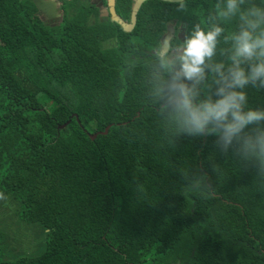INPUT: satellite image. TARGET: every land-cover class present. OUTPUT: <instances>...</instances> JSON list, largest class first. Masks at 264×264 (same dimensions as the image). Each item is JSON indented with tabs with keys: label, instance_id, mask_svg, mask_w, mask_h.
Listing matches in <instances>:
<instances>
[{
	"label": "trees",
	"instance_id": "1",
	"mask_svg": "<svg viewBox=\"0 0 264 264\" xmlns=\"http://www.w3.org/2000/svg\"><path fill=\"white\" fill-rule=\"evenodd\" d=\"M62 2L51 25L32 0H0V193L44 234L34 256L0 231V264H264V170L180 133L155 94L171 80L159 52L172 20L185 27L173 50L223 28L210 63L230 64L227 0H148L131 31ZM133 5L115 0L125 21ZM215 87L208 68L200 98Z\"/></svg>",
	"mask_w": 264,
	"mask_h": 264
},
{
	"label": "clouds",
	"instance_id": "2",
	"mask_svg": "<svg viewBox=\"0 0 264 264\" xmlns=\"http://www.w3.org/2000/svg\"><path fill=\"white\" fill-rule=\"evenodd\" d=\"M241 5L247 6L242 10ZM220 15H238L240 21L239 31L231 36L230 64L210 63L224 29L217 26L206 32L197 27L178 54L170 52V47L160 49L161 65L167 68L171 80L159 83L156 98L180 133L192 138L215 137L221 152L226 154L235 148L264 170V107L250 106L248 92L264 91V0L260 4L227 0ZM208 68L216 87L201 99L200 86Z\"/></svg>",
	"mask_w": 264,
	"mask_h": 264
},
{
	"label": "rangeland",
	"instance_id": "3",
	"mask_svg": "<svg viewBox=\"0 0 264 264\" xmlns=\"http://www.w3.org/2000/svg\"><path fill=\"white\" fill-rule=\"evenodd\" d=\"M31 3V1H30ZM49 3V4H48ZM47 6L54 7L59 4V10L61 12V4L57 0H48ZM35 5V4H34ZM39 14L44 11V6L39 3ZM38 8V7H37ZM42 14V13H41ZM43 15V14H42ZM103 16V15H101ZM43 20L48 24L49 18L42 16ZM3 194V199H0V231H5L7 233V238L10 242L9 246L13 247L16 252H25L29 255L37 256L43 250L44 244L40 241L44 234L40 233L37 236L34 230L37 228L28 225L27 223H21L20 215L18 214L19 208L15 206L14 201H11L12 196L9 194ZM15 211V212H14ZM2 214V216H1ZM17 221H20L19 223ZM3 243L5 241H2ZM1 242V243H2Z\"/></svg>",
	"mask_w": 264,
	"mask_h": 264
},
{
	"label": "flooded vegetation",
	"instance_id": "4",
	"mask_svg": "<svg viewBox=\"0 0 264 264\" xmlns=\"http://www.w3.org/2000/svg\"><path fill=\"white\" fill-rule=\"evenodd\" d=\"M36 5H39V3L41 5L44 6V12L42 13L43 15L45 14V16H47L49 18V21L48 22L49 24L51 25H54L56 24L60 19H61V16H60V11H56L55 10V7H50V6H45V4L47 3L48 0H32ZM58 3H60L61 7L63 5V0H57ZM83 3H85L86 5H92V6H96L99 8V13L101 15V12H102V9H108V13L106 14H102L103 17H107V18H110L112 19L113 15H112V12L110 11V0H107L106 3L102 2V0H82ZM49 4V3H48ZM102 4L104 5V8L102 7ZM135 4V3H134ZM134 6V5H133ZM42 14L41 17L43 16ZM113 20V19H112ZM174 21V22H173ZM128 23H130V21H126ZM169 30V34L166 36V39L164 40V37L165 35L162 37L163 39V43L167 42V45L166 46H163L164 48H169L170 47V52H178V49L180 48H176V50H173L171 49L173 47V39H175L176 37H182L184 38V34H181L183 32H185V27H184V24L182 23H178L177 20H172L169 24H168V27H167V31L168 32ZM165 32V33H166ZM167 34V33H166Z\"/></svg>",
	"mask_w": 264,
	"mask_h": 264
},
{
	"label": "water",
	"instance_id": "5",
	"mask_svg": "<svg viewBox=\"0 0 264 264\" xmlns=\"http://www.w3.org/2000/svg\"><path fill=\"white\" fill-rule=\"evenodd\" d=\"M146 1H148V0H134V6H133V9H132V14H131V20H130V23H128V22H126L118 13H117V11H116V7H115V0H110V11L112 12V15H113V17H112V19L114 20V21H117V22H119L123 27H124V29L125 30H128V31H131L135 26H136V23H137V18H138V12H139V10H140V8L142 7V5H143V3L144 2H146ZM163 1H168V2H180V1H182V0H163ZM45 6H47V4H45ZM102 7L104 8V5L102 4ZM105 9V8H104ZM174 22V21H173ZM167 33V34H166ZM164 35H165V37H164V40H165V38H166V36L169 34V30H168V32H166ZM181 34H184V32L183 33H181ZM163 35V36H164ZM167 39V38H166ZM169 39V38H168ZM167 39V40H168ZM162 41H163V39H162ZM167 45V42L165 43H163V46H166ZM65 125H63L62 127H64ZM109 127L110 126H108L107 128H106V131L109 129ZM91 137L93 138V139H95L96 137H97V134H93V135H91Z\"/></svg>",
	"mask_w": 264,
	"mask_h": 264
},
{
	"label": "crops",
	"instance_id": "6",
	"mask_svg": "<svg viewBox=\"0 0 264 264\" xmlns=\"http://www.w3.org/2000/svg\"><path fill=\"white\" fill-rule=\"evenodd\" d=\"M54 7H55V10H56V11H60V10H59V4H56ZM43 12H44V11H41V13H43ZM41 13H40V14H41ZM106 13H108V9H102L101 15H102V14H106Z\"/></svg>",
	"mask_w": 264,
	"mask_h": 264
}]
</instances>
